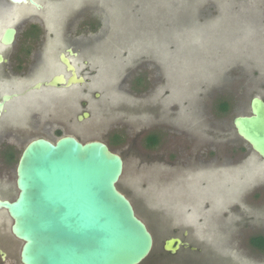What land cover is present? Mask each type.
I'll return each mask as SVG.
<instances>
[{
  "label": "rangeland",
  "instance_id": "374dc122",
  "mask_svg": "<svg viewBox=\"0 0 264 264\" xmlns=\"http://www.w3.org/2000/svg\"><path fill=\"white\" fill-rule=\"evenodd\" d=\"M38 1L39 27L83 51L72 61L86 100L73 87L68 104L66 90H43L33 108H6L0 140L15 159L0 164L2 198L17 195L30 141H101L122 158L117 188L153 237L142 264H264L250 244L264 237V160L233 126L252 98L264 100V0ZM171 237L182 242L175 255L163 250Z\"/></svg>",
  "mask_w": 264,
  "mask_h": 264
},
{
  "label": "water",
  "instance_id": "95a60500",
  "mask_svg": "<svg viewBox=\"0 0 264 264\" xmlns=\"http://www.w3.org/2000/svg\"><path fill=\"white\" fill-rule=\"evenodd\" d=\"M9 1L43 9L36 0ZM13 37L14 31L6 30L2 43L10 44ZM61 61L71 71L68 79L55 76L33 88L84 83L64 55ZM14 97H1L0 113ZM233 126L264 160V100L252 98L250 114L234 118ZM123 165L122 158L100 141L82 143L73 136L54 143L43 138L30 141L16 166L17 197L12 202L0 198V210L12 219L11 232L22 242L21 263L142 264L152 252L153 237L117 188ZM181 246L179 238L171 237L163 250L175 255Z\"/></svg>",
  "mask_w": 264,
  "mask_h": 264
},
{
  "label": "flooded vegetation",
  "instance_id": "af4514ba",
  "mask_svg": "<svg viewBox=\"0 0 264 264\" xmlns=\"http://www.w3.org/2000/svg\"><path fill=\"white\" fill-rule=\"evenodd\" d=\"M36 2L41 4L43 9L37 10L30 5H16L9 0H0V101L3 95H17V97L5 103L4 110L0 113V120L2 115L6 112L7 107H9V109L15 108V110L20 109L21 111L22 109L35 107L37 104V95H35V97L32 95L41 93L43 90H66L68 93L62 95V99L68 104V100H70V89L73 87H77L78 89L82 87V92L78 91V97L80 96L79 101L84 104L86 100L85 86L87 85V81L80 75L77 65L72 61L73 58L82 57L81 54L83 51L69 44H63L65 47L64 49L63 46H59L58 43L53 40L55 34H52V32L50 33L49 26L46 25L43 20V29L39 27L37 13L43 11L45 7L38 0H36ZM6 30L14 31V37L10 44L2 43V38ZM61 55H64V58L74 67L77 77H82L84 79V83H78L69 88L62 86L50 88L42 85L40 89H34L33 87L38 83L44 84L55 76L63 75L65 79L71 76V71L68 70L66 65L61 61ZM83 61L84 63L86 62L84 59ZM58 66L60 69L57 70ZM39 72H44V76L38 78ZM95 95L99 97L98 94ZM7 144L6 141L0 140V164L3 166H7L8 163H12L15 159V155L10 151L11 149ZM4 175V173L1 174L3 180L6 179ZM14 185L16 188V179ZM0 198L4 200L1 193ZM15 198L9 201L12 202ZM2 211L3 210H0V214H2ZM4 212L7 216L2 214L4 221L0 222V228H4L5 232L3 233L4 241L13 242L16 249L14 253H12L6 242L0 241V264H14L15 262L22 264L20 261L22 242L12 234L11 225L13 221L7 212ZM17 243H21L19 249Z\"/></svg>",
  "mask_w": 264,
  "mask_h": 264
},
{
  "label": "trees",
  "instance_id": "16d2710c",
  "mask_svg": "<svg viewBox=\"0 0 264 264\" xmlns=\"http://www.w3.org/2000/svg\"><path fill=\"white\" fill-rule=\"evenodd\" d=\"M220 110L222 112L227 111V106L225 103H223L222 106H220ZM144 142H145L146 148L153 149L155 148V146H157L159 142L158 136L156 134H150L145 138ZM250 244L253 248L259 250L260 252H264V237L263 236H257L255 238H252L250 240Z\"/></svg>",
  "mask_w": 264,
  "mask_h": 264
}]
</instances>
